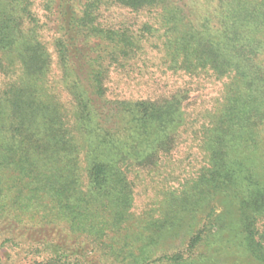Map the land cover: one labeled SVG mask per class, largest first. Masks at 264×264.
Segmentation results:
<instances>
[{"label":"trees","instance_id":"obj_1","mask_svg":"<svg viewBox=\"0 0 264 264\" xmlns=\"http://www.w3.org/2000/svg\"><path fill=\"white\" fill-rule=\"evenodd\" d=\"M0 264H264V0H0Z\"/></svg>","mask_w":264,"mask_h":264},{"label":"rangeland","instance_id":"obj_2","mask_svg":"<svg viewBox=\"0 0 264 264\" xmlns=\"http://www.w3.org/2000/svg\"><path fill=\"white\" fill-rule=\"evenodd\" d=\"M45 34H47V35H44V36H43V40L47 41L46 44L50 47V45H49V44H50V43H49V40H50L49 36H50V33H45ZM53 71H55V70H53ZM53 71L50 72V78H51V79L54 78V77L52 76V74L55 75V73H54ZM51 76H52V77H51ZM177 85H178V83H177ZM204 85H205V86H203V84H202V86H201V84H200L199 86H201V88L197 89V90L193 93V95H194V94H195V95H198L199 93H201L203 96H205V100L208 101V100H210L212 97H215V96L218 94V92H219V82H214V83H213V82H205ZM128 88H130V87H124V89L122 90L124 96H128V95H130V94H134V95L136 94V91H134V90H129ZM174 152H175V153H174ZM190 152L192 153V156H191L190 158H188V160H190V163H189L188 165H186V168H185V172H186V173H190V172L193 170V168L195 169V168H197V167L199 166L198 161H199L200 156H201L199 149L196 147V143L193 145V147H191ZM173 153H174V154L171 155L172 158L175 159V160H176V159H177V160H180V159H183V158H184V156H185V154H186V151H185L184 147L180 146V148H179L178 150H176V151H173ZM175 160H173V162H174ZM186 161H187V160H185L184 163H185ZM191 165H192V166H191ZM180 170H182V169H177V171H180ZM177 173H178V172H177Z\"/></svg>","mask_w":264,"mask_h":264}]
</instances>
